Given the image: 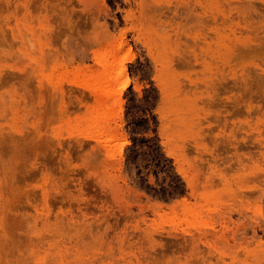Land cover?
Wrapping results in <instances>:
<instances>
[{
    "label": "rangeland",
    "instance_id": "obj_1",
    "mask_svg": "<svg viewBox=\"0 0 264 264\" xmlns=\"http://www.w3.org/2000/svg\"><path fill=\"white\" fill-rule=\"evenodd\" d=\"M0 264H264V0H0Z\"/></svg>",
    "mask_w": 264,
    "mask_h": 264
},
{
    "label": "bare ground",
    "instance_id": "obj_2",
    "mask_svg": "<svg viewBox=\"0 0 264 264\" xmlns=\"http://www.w3.org/2000/svg\"><path fill=\"white\" fill-rule=\"evenodd\" d=\"M185 250V249H184Z\"/></svg>",
    "mask_w": 264,
    "mask_h": 264
}]
</instances>
